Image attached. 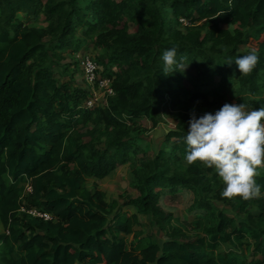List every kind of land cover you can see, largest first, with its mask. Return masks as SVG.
Masks as SVG:
<instances>
[{"label":"trees","instance_id":"1","mask_svg":"<svg viewBox=\"0 0 264 264\" xmlns=\"http://www.w3.org/2000/svg\"><path fill=\"white\" fill-rule=\"evenodd\" d=\"M42 17L46 27L30 24ZM76 28L104 51L95 60L113 81L107 106L87 108L90 91L60 70L63 53L84 45L70 36ZM174 45L195 74L163 72ZM253 49L258 66L241 76L234 61ZM225 103L264 106V0H0V264H264V173L259 199L233 202L214 169L185 161L193 115ZM169 105L181 110L177 129L138 161V121ZM123 165L139 192L125 206L160 219L163 193L191 188L198 210L224 206L215 225L194 239L149 236L130 248L124 236H140L138 215L85 186ZM23 207L53 219L21 216Z\"/></svg>","mask_w":264,"mask_h":264},{"label":"rangeland","instance_id":"2","mask_svg":"<svg viewBox=\"0 0 264 264\" xmlns=\"http://www.w3.org/2000/svg\"><path fill=\"white\" fill-rule=\"evenodd\" d=\"M22 18L27 20V17L22 16ZM30 24L37 27H46L48 25L43 17L39 20H30ZM223 27L231 31L236 29L232 25H223ZM131 30L134 29L131 28ZM70 36L75 41L82 40L84 45L77 54L71 51L63 53L65 60L60 62V70L65 73V81L70 80L77 87L91 91V88L85 82L81 62L87 56L98 60L104 54V51L96 46V41L93 37L84 36L81 28H76ZM242 52H246V48H243ZM187 66L186 70L189 74H195L194 68L190 65ZM182 84L183 86L190 87L187 76L184 78ZM226 101H229V99ZM180 111L178 107L173 105H169L166 108L160 106L156 110L155 115L138 121L139 127L143 130L140 142L142 150L136 157L138 161L153 158L164 147L163 141L165 136L170 131L177 129ZM217 111L214 110L211 113L214 115ZM86 140L90 141V138L87 137ZM132 181L133 176L130 165H123L119 166L111 176L104 180L88 179L85 183L88 189H94V185L96 184L98 189L106 194V200L109 203L117 201L123 211L129 215H138L140 225L136 230L140 233V236H124L130 248L136 247L139 241L149 236H152L159 243L171 239L178 241L194 239L202 235L205 228L215 225L217 211L224 208L219 203H212V210H198L195 204L198 195L194 189L189 188L180 190L176 194H171L170 192L163 193L158 203V207L163 213V218L157 219L151 215H142L134 207L124 205L127 200L135 199L139 196V192L133 187ZM19 214L25 216L27 213L21 211ZM2 231V226L0 225V232ZM220 250L228 251L230 247L224 245ZM261 257V255H258L256 258Z\"/></svg>","mask_w":264,"mask_h":264},{"label":"clouds","instance_id":"3","mask_svg":"<svg viewBox=\"0 0 264 264\" xmlns=\"http://www.w3.org/2000/svg\"><path fill=\"white\" fill-rule=\"evenodd\" d=\"M178 45L163 53V72H183L185 57L177 59ZM233 63L228 61V65ZM241 76H249L259 63L255 49L235 59ZM185 137L187 165L214 169L224 188L221 196L235 202L259 199L257 178L264 173V106L248 110L246 104L225 103L214 115H193Z\"/></svg>","mask_w":264,"mask_h":264},{"label":"built area","instance_id":"4","mask_svg":"<svg viewBox=\"0 0 264 264\" xmlns=\"http://www.w3.org/2000/svg\"><path fill=\"white\" fill-rule=\"evenodd\" d=\"M84 72V79L87 85L91 88V98L87 101L86 107L93 109L98 106H107L108 99L115 96L113 81L109 78L102 77L100 74V66L98 62L91 57H84L81 62ZM104 103V104H103ZM32 187H27V192H31ZM21 211L29 214L32 217L40 218L45 221H50L53 217L45 212L36 209L22 208Z\"/></svg>","mask_w":264,"mask_h":264}]
</instances>
